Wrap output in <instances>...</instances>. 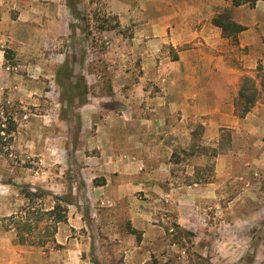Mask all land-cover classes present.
I'll list each match as a JSON object with an SVG mask.
<instances>
[{
	"label": "rangeland",
	"instance_id": "374dc122",
	"mask_svg": "<svg viewBox=\"0 0 264 264\" xmlns=\"http://www.w3.org/2000/svg\"><path fill=\"white\" fill-rule=\"evenodd\" d=\"M71 1L80 19L68 41L40 42L38 52L24 53L8 35L0 40V235L7 234V264H264V164L255 163L264 151L247 150L232 130L221 131L215 149L200 144L192 153H173L171 179L151 190L141 186L119 198L104 189L124 170L99 162L98 126L114 123L110 112L123 118L130 100L146 116V97L158 96L159 83L175 78L166 66L178 56L171 45L157 47L156 26L151 31L143 24L141 5L151 0H125L137 8L123 22L111 11L116 0ZM226 8L217 7L214 17ZM255 8L230 9L232 20L243 19L254 30ZM241 33L235 43L221 30L227 64L240 72L237 116L245 76L256 79L260 94L251 110L264 105L258 44ZM149 49L158 57L150 58ZM62 59L74 71L71 81L57 73ZM76 80L80 89L70 90ZM196 130L202 141L201 126ZM225 153L233 154L231 166L219 176L215 157ZM195 154L207 159L193 169ZM20 186L75 200L58 226L59 249L17 244L15 232L5 230L7 218L25 204ZM43 203L49 208L50 198Z\"/></svg>",
	"mask_w": 264,
	"mask_h": 264
},
{
	"label": "crops",
	"instance_id": "0c3cea01",
	"mask_svg": "<svg viewBox=\"0 0 264 264\" xmlns=\"http://www.w3.org/2000/svg\"><path fill=\"white\" fill-rule=\"evenodd\" d=\"M261 3L264 1L258 2L253 10L256 17L254 30L245 20H235L246 27L243 34L254 36L258 44L256 58L262 59L264 65V43H259L260 34L264 36ZM217 7L240 12L245 5L232 8L225 0H151L141 5L143 24L151 31V26H156L154 29L158 31L157 47L171 45L176 50L178 59L171 60L166 66L176 74L174 79L170 75L169 79L159 83L158 96L149 94L146 97L150 103L149 112L144 113L146 116L137 112L130 100L123 117L127 116L126 120L110 112L108 117L114 123L98 126L99 162L108 169L124 170L117 180L108 181L104 187L106 191L111 190L122 198L141 186H149L151 190L153 186L169 181L176 165L171 160L173 153H192L200 144L215 149L220 145L221 131L226 129L241 136V145H246L247 150L254 146L264 149V105L255 106L244 118L235 115L234 99L240 72L227 64L228 42L221 36V29L212 23ZM136 8L125 0H116L111 11L123 22L134 17ZM74 19L79 21L72 15L67 0H0V40L7 39L8 35L15 50L38 52L40 42L71 39L75 33ZM148 28L146 31L150 30ZM63 55L59 54L60 57ZM151 56L158 57L149 49ZM65 63H68L66 59L60 60L57 70ZM156 67L158 71L164 69L163 64ZM167 68L164 71H168ZM200 126L202 141L196 130ZM191 158L194 169L203 165L207 154H195ZM232 158V153L215 157L214 167L219 176L228 172ZM258 158L255 163L264 164V156ZM8 252L7 234L0 235V264H7ZM10 252L16 259L15 251Z\"/></svg>",
	"mask_w": 264,
	"mask_h": 264
},
{
	"label": "trees",
	"instance_id": "16d2710c",
	"mask_svg": "<svg viewBox=\"0 0 264 264\" xmlns=\"http://www.w3.org/2000/svg\"><path fill=\"white\" fill-rule=\"evenodd\" d=\"M232 7H240L242 5L255 6L258 2L264 0H225ZM67 4L72 15L76 19H80L77 10V4L71 0H67ZM213 25L219 27L225 37H232L236 43V35L245 30V27L235 23L232 20L230 9H224L216 15ZM58 75L66 74L67 78L74 79V71L68 63L62 65L58 70ZM84 87L86 88L85 84ZM80 87L78 81L70 84V90ZM67 102L72 104L73 98L66 96ZM260 97L257 88L256 79L245 76L242 80L239 91V100L241 104H236V111L240 118H244L250 111L254 103ZM85 102H83L84 104ZM20 194L25 199V204L7 218L8 224H5L6 231H14L16 235L15 242L21 245H31L46 247L54 245L56 249L61 246L56 243L55 236L58 232V226L67 222L69 214V206L75 205V200L69 196H59L42 188L33 189L28 186H20ZM50 198L49 208L45 207L43 201Z\"/></svg>",
	"mask_w": 264,
	"mask_h": 264
}]
</instances>
